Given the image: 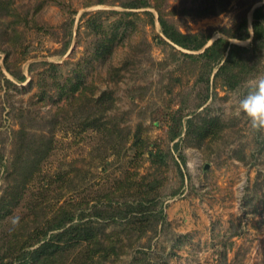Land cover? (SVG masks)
I'll list each match as a JSON object with an SVG mask.
<instances>
[{"label":"rangeland","instance_id":"374dc122","mask_svg":"<svg viewBox=\"0 0 264 264\" xmlns=\"http://www.w3.org/2000/svg\"><path fill=\"white\" fill-rule=\"evenodd\" d=\"M258 8L0 0V264H264V129L234 114L264 75Z\"/></svg>","mask_w":264,"mask_h":264},{"label":"trees","instance_id":"16d2710c","mask_svg":"<svg viewBox=\"0 0 264 264\" xmlns=\"http://www.w3.org/2000/svg\"><path fill=\"white\" fill-rule=\"evenodd\" d=\"M261 12L262 8H258L254 12V22H253V31H254V39L255 41H262L264 39V24L261 21ZM160 25L162 29V33L165 36L167 40H169L171 43L177 45L178 47H181L183 49L187 50H200L204 48L208 42L209 38H206L204 40H199L198 35H187L183 34L179 30H177L174 26L170 25L167 21L164 20V18L160 17ZM227 47H230V50L228 52V56L225 60L224 66L221 69H226V71L229 69V67L234 66L237 62L236 60V50L235 46L229 45V43L226 40L220 39L214 42L211 46L207 47L205 49L204 54L208 55L209 57L215 56V58L222 59L224 54L227 51ZM230 82H229V84ZM70 218V217H69ZM73 218L71 217L69 221L72 222ZM67 224L62 223L57 226H55L54 229H61L65 228ZM76 225H71L68 229H65V232L62 234V237L65 238L68 235H72L75 233ZM78 237V238H77ZM92 236L89 234H83L82 236H74V239L76 241H86L90 240ZM74 240V241H75ZM67 243H72V238L66 240ZM47 244H43L40 248L39 254L44 253V259L49 258V255H51L52 252L47 250ZM54 255V253L52 254Z\"/></svg>","mask_w":264,"mask_h":264},{"label":"clouds","instance_id":"9594fccd","mask_svg":"<svg viewBox=\"0 0 264 264\" xmlns=\"http://www.w3.org/2000/svg\"><path fill=\"white\" fill-rule=\"evenodd\" d=\"M245 91L239 95L234 114L245 115L253 128L264 129V75L254 81L246 82ZM19 216L11 217V225L17 226Z\"/></svg>","mask_w":264,"mask_h":264}]
</instances>
